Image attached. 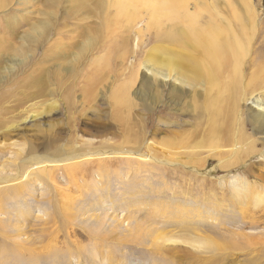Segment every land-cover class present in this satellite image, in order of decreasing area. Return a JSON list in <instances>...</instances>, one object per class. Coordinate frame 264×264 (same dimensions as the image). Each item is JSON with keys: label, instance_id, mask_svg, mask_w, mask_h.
Wrapping results in <instances>:
<instances>
[{"label": "rangeland", "instance_id": "374dc122", "mask_svg": "<svg viewBox=\"0 0 264 264\" xmlns=\"http://www.w3.org/2000/svg\"><path fill=\"white\" fill-rule=\"evenodd\" d=\"M0 264H264V0H0Z\"/></svg>", "mask_w": 264, "mask_h": 264}, {"label": "bare ground", "instance_id": "6f19581e", "mask_svg": "<svg viewBox=\"0 0 264 264\" xmlns=\"http://www.w3.org/2000/svg\"><path fill=\"white\" fill-rule=\"evenodd\" d=\"M216 4H217V3H216ZM201 5H202V4H201ZM211 5H212V4H211ZM207 6H208V5H207ZM207 6H206V7H207ZM216 6H217V5H216ZM191 18H192V17H191ZM209 20H210V19H209ZM214 20H215V19H214ZM226 22H227V21H226ZM218 25H219V24H218ZM224 25H226V24H224ZM201 27H202V26H201ZM210 27H211V26H210ZM202 28H203V27H202ZM206 28H207V27H206ZM205 30H206V29H205ZM208 30H210V29H208ZM211 30H213V29H211ZM171 31H172V30H171ZM213 31H214V30H213ZM222 31H223V30H222ZM174 32H175V31H174ZM177 32H179V31L177 30ZM177 32H175V33H177ZM192 32H193V31H192ZM193 33H194V32H193ZM204 33H205L204 30H200V31H199V28H198V31H197V33H196L198 36H196V37H197L198 41H199V39H200V42H201V43H202L201 40H203L202 37H203V34H204ZM212 33H213V32H211V31L208 32V33H206V34L209 36V37H208V40H209V41H210L211 38L214 39V37L212 36ZM216 35H217V34H216ZM204 36H205V35H204ZM166 38H167V37H165V36L162 37V39H163L162 44H161V48H162V49H163V47H165V46L163 45V43H164V40H165ZM192 41H193V40H192ZM200 42H199V43H200ZM213 43H214V42H213ZM196 45L198 46L199 44H196ZM201 45H203V44H201ZM194 46H195V45H194ZM197 46H195V47L197 48ZM209 46L211 47V45H209ZM209 46H208V47H209ZM198 47H200V46H198ZM203 47H204V46H203ZM200 48H201V47H200ZM212 49H213V48H212ZM219 49H220V48H219ZM197 51H199V50H197ZM200 51H201V50H200ZM210 51H211V49H210ZM201 52H202V54H198V55H203V57L207 56V55H205V50H204L203 48H202V51H201ZM201 52H200V53H201ZM233 52H234V51H233ZM213 55L216 56L215 53H214ZM217 57H218V56H217ZM200 58H202V56H201ZM219 58H220V57H219ZM219 58H218V59H219ZM165 80H166V79H165ZM210 81H211V80H210ZM228 81H229V80H228ZM211 82H212V81H211ZM221 83H222V82H221ZM230 83H231V82H230ZM224 99H225V98H224ZM214 102H215V101H214ZM214 102H213V103H214ZM254 105H255V104H254ZM209 106H210V105H209ZM222 111H223V110H222ZM200 113H201V112H200ZM203 114H204V113H203ZM208 114H209V113H208ZM221 115H222V114H221ZM198 116H199V115H198ZM191 117H195V116H191ZM207 117H208V116H207ZM227 117H228V115H227ZM195 118H196V117H195ZM195 118H194V119H195ZM208 118H209V117H208ZM200 119L202 120L203 117L201 116ZM204 119H206V117H204ZM201 120H200V121H201ZM200 123H201V122H200ZM235 123H236V122H235ZM220 128H221V127H220ZM228 128H229V127H228ZM211 130H212V129H211ZM215 130H216V129H215ZM215 130L213 129V132H214ZM230 130H231V129H230ZM230 130H229V131H230ZM225 131H226V130H225ZM206 133H207V132H206ZM211 133H212V131L210 132V136H211V137H212V136L214 137V135H216L215 132H214V134L212 133L213 135H212ZM216 133H218V132H216ZM219 133H220V132H219ZM227 133H228V132H227ZM230 133H232V132H230ZM222 134H223V133H222ZM224 135H225V134H224ZM210 136H208V137H210ZM231 136H232V135H231ZM225 137H226V136H225ZM214 138H216V136H215ZM226 138H227V137H226ZM217 139H218V138H217ZM229 139H230V138H229ZM212 140H214V139H212ZM225 140H226V139H225ZM165 146H166V145H165Z\"/></svg>", "mask_w": 264, "mask_h": 264}]
</instances>
